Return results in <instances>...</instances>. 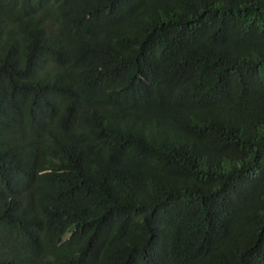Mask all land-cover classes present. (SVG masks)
<instances>
[{"label": "trees", "instance_id": "trees-1", "mask_svg": "<svg viewBox=\"0 0 264 264\" xmlns=\"http://www.w3.org/2000/svg\"><path fill=\"white\" fill-rule=\"evenodd\" d=\"M0 264H264V0H0Z\"/></svg>", "mask_w": 264, "mask_h": 264}]
</instances>
